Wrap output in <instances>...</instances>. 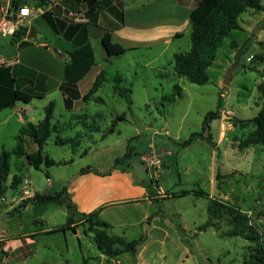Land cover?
I'll return each mask as SVG.
<instances>
[{
    "label": "rangeland",
    "instance_id": "rangeland-1",
    "mask_svg": "<svg viewBox=\"0 0 264 264\" xmlns=\"http://www.w3.org/2000/svg\"><path fill=\"white\" fill-rule=\"evenodd\" d=\"M118 1L112 6L107 0L100 1L103 12L99 21L106 26L110 22L117 25L113 37L126 49L123 53L104 58L100 40H96L99 29L88 24L97 65L77 86L80 94L87 92L98 71L104 70L99 89L82 108L71 112L63 106L58 89L42 97L35 95L30 102L16 99V109L0 111V150L11 151L15 147L19 116L29 117L20 128L28 122L36 123L53 101L52 124L58 126V133L51 132L43 152L55 163L35 168L24 157L11 154L7 185L16 174L21 177L20 183L23 179L29 181L28 188L33 192L68 187L67 196L75 207V201L81 198L92 207L91 212H98V219L110 223L107 233L127 240L145 236V240L134 254L106 256L94 242L93 233L86 231L88 224L79 221L74 232L64 229L35 236L33 254L24 256L18 250L0 264H141L140 259L142 264H242L249 241L241 236L222 235L228 229L225 216L215 221L216 227L198 229L208 218V197L194 191L201 188L208 196L235 205L264 230V145L239 148L238 142L251 126L242 128L227 121L230 116L251 118L260 108L257 85L264 82V11L247 10L241 14L240 28L231 30L223 39L207 69L208 81L199 85L176 75L173 69L174 54L189 49V10L197 0ZM36 2L28 0L32 12L23 23L36 29L37 37L29 40L46 41L52 48L65 45L72 49L71 44L54 35L34 10ZM54 2L52 12L55 10L57 15L66 19L78 16L63 9V5L67 6L64 0ZM261 3L264 5V0ZM46 7L47 4L42 6ZM74 7L85 8L83 4ZM0 8V14L5 10L12 12L9 0H0ZM90 16L96 20L95 15ZM9 38L0 36V54L13 52ZM246 42L247 48L243 49ZM232 65L230 82L225 85L223 80ZM115 75L121 77L120 82ZM8 85L23 89L20 80L12 82L10 77ZM176 85L180 90L175 100H165ZM115 87L129 91L121 96ZM99 98L102 101H97ZM9 99L8 95L6 100ZM218 103L220 116L210 123L212 142L197 138L182 146L192 133L202 130L205 113L215 110ZM95 113L99 114L97 120ZM56 134L73 139L56 143ZM35 147L25 136V151L32 152ZM127 150L128 155L120 159ZM155 158L160 160L157 166L151 164ZM87 167L90 171L81 172ZM217 171L226 174L215 179ZM112 193L127 200L106 204ZM150 193L151 205L144 198ZM20 194V185L7 187L0 198V237L8 240L19 232L43 228L33 223L29 215H44L54 228L65 224L67 210L58 201L34 202L20 218L7 214L5 208ZM81 213L77 208V214ZM146 213L150 218H142ZM78 215L74 217L79 218ZM145 223L151 225L146 234Z\"/></svg>",
    "mask_w": 264,
    "mask_h": 264
},
{
    "label": "trees",
    "instance_id": "trees-1",
    "mask_svg": "<svg viewBox=\"0 0 264 264\" xmlns=\"http://www.w3.org/2000/svg\"><path fill=\"white\" fill-rule=\"evenodd\" d=\"M48 0H38L36 7L43 6ZM72 5L83 4L86 8L85 14L90 19V15H95L102 10L99 0H64ZM12 13H15L19 7L28 5V0H9ZM247 10L256 13L264 11V5L261 0H197L195 5L189 12L190 21V46L184 52L174 54L173 69L174 73L180 77H184L188 82L195 84H205L208 81L207 69L213 64L217 51L220 48L223 39L229 35L231 30L239 29V18L241 14ZM42 17L49 23L57 34L73 43V49L68 52V59L64 63V79L59 84V90L64 96V107L67 110L73 109L76 104L86 101L89 96L96 92L104 81V71H100L90 88L83 95L79 93L78 82L89 72L95 65L94 53L86 33V22H72L65 18L53 16L51 12L45 10L41 13ZM94 20V19H93ZM56 22V23H55ZM58 23V25H57ZM28 27L19 25L12 38L16 41L25 37ZM29 40H23L21 45L28 44ZM101 46L107 50V55H119L126 49L120 44L111 40L110 33L105 31L100 39ZM248 42L245 43L243 49H246ZM232 46L235 43L232 42ZM13 81V78H10ZM117 82L121 81L119 75H115ZM119 95L125 96L129 91L124 87L113 88ZM180 87L175 86L170 96L164 97L165 100L173 102L179 94ZM257 91L261 99L260 108L251 118H238L230 116L227 121L234 126L246 127L251 129L244 134L238 142L239 148L264 145V82L257 85ZM10 99L2 104V107H11L16 99L28 102L31 95L23 91L14 89L9 91ZM80 100V101H79ZM220 103L213 111L205 113L202 121V130L192 133L181 145L186 146L194 139L202 138L208 142H212L210 137V123L217 119L219 115ZM54 110V102L51 101L44 108V115L37 123L28 122L26 126H22L15 136L16 144L11 151L0 150V198L5 194L7 187L16 188L21 177L14 174L10 183L7 185V178L10 172V156L24 157L29 165L40 168L42 164L49 166L55 163L47 154L43 152V146L50 137L51 132L55 130L52 124ZM28 136L36 144V149L32 152H26L24 148V137ZM72 139L59 137L56 143L65 144ZM129 143L127 144V146ZM127 150L120 158L123 159L128 155ZM89 168L81 169V172ZM219 171L215 174V179L221 178ZM181 192L180 194H183ZM195 194L208 197L207 220L200 225L198 229L204 230L207 227L215 226L219 218L225 216L228 222V229L223 232L224 236H241L249 241L246 251L243 253L242 264H264V230H260L251 217L243 212L235 205L217 200L201 188L194 191ZM58 201L64 204L67 210V218L65 224L56 230L71 229L75 231V225L80 221L86 222L87 230L93 233V239L97 247L103 255L118 256L123 252L134 254L139 243L145 240V236L140 239L127 240L123 236L107 233L110 224L97 218V211L89 213L77 214L74 204L67 196L66 188L63 187L59 191L54 192H35L32 196L24 198L7 214H17L28 202H46ZM78 215L79 218H75ZM82 217V218H81ZM85 231V230H84Z\"/></svg>",
    "mask_w": 264,
    "mask_h": 264
},
{
    "label": "crops",
    "instance_id": "crops-1",
    "mask_svg": "<svg viewBox=\"0 0 264 264\" xmlns=\"http://www.w3.org/2000/svg\"><path fill=\"white\" fill-rule=\"evenodd\" d=\"M99 1H101V0H99ZM117 1L118 0H107V3H109V6L110 5L112 6L115 3H117ZM46 4L48 7L44 8V9L42 8V6L35 7L34 10L37 11L38 15H41V13L43 11L48 10L49 12H51V14L53 16H57L59 18H64L63 15H59V14L57 15L55 13V10H54V12H52V9H53L52 6L55 5L54 0H48L46 2ZM66 5L67 6L63 5L62 7H63V9L67 10L69 15L70 14H77L78 15L75 18L67 19V22L72 21V22H86L87 23L86 24V33H87V37H88L89 42H90V40H89L90 30H89V26H88L89 23L94 25L95 27H97L99 29V33L96 37V40H100L102 35L104 34V32L108 31L110 33L111 40L116 42L114 40L113 33L117 30V28H116L117 25L116 24L111 25L112 22H110V25L106 26L107 24L105 25L99 21L100 16L102 15L100 13L103 12V7H102L101 11H99L95 14L96 20L95 19L91 20L85 14L86 8H75L74 5H72L71 3H67ZM193 6L194 5H192L190 7V10ZM1 9L2 8H0V10ZM190 10H189V12H190ZM24 20L21 23V25H25V24H23ZM45 22L49 25V23L46 20H45ZM57 25H58V23H57ZM49 27H50L51 31L54 33V35H56L58 38H62L63 40L67 41L69 44H71L72 49H73V43L71 41H69V40L63 38L62 36H60L59 34H57L55 32V30L50 25H49ZM174 33H176V31H174ZM0 36L6 37V36H2L1 34H0ZM35 37H37V34ZM9 39H10L11 46L13 48V52L11 54H8V55L0 54V111L4 110L6 108H11L12 110L16 109V103L17 102H15L14 105L11 107H2V104L7 101L6 99H7V96L9 95L10 90L17 89V90L23 91L25 93H28L32 96L31 99L35 95L42 97L45 94L50 93L51 91H53L55 89L59 90V88H58L59 84L64 79V63L68 59V52L72 50V49H68L65 45L63 47L52 48L50 45L47 44L46 41L37 40L36 42H33V41H30L26 36L22 37L21 39L16 40V41L12 38V36H10ZM23 40H29L28 44L21 45L20 42H22ZM90 44L92 46L93 53H94V59H95V65L94 66H96L97 60L95 57V47H94L93 43L90 42ZM0 47H1V42H0ZM104 58H105V56H104ZM100 71H104V70H100ZM100 71H98V73ZM8 77L13 78L12 82H16L17 80H20L21 84L23 85V87H22L23 89H18L15 87L9 88ZM83 94L84 93L81 92V95H83ZM31 99H30V101H31ZM30 101H28V102H30ZM97 101H102V99L99 98V99H97ZM62 102H63V106H64L63 94H62ZM86 102L87 101H81V102H79V104H76L73 109H70V110L66 109V110L68 112H71L75 109H80L85 105ZM54 107H55V103H54ZM98 115H99L98 113L94 114V117H96L94 120L98 119ZM26 119H29V117L19 116L17 118V122H18L17 126H19L18 130H19L21 124H23V122ZM53 125L55 126V130L57 131L58 126L56 124H53ZM97 129H98V127H94V130H97ZM57 133H58V131H57ZM221 133L223 134L222 131L220 132V134ZM222 134H221V137H222ZM57 136H59V135H57ZM70 139H73V138H70ZM35 149H36V147H35ZM63 163H64V161H63ZM88 170L90 171V169H88ZM219 173L220 174L221 173L226 174L225 172H221V171ZM19 185H20V190H21V187H22L21 183ZM67 191H69L68 187L66 188V192ZM33 193H35V192H33ZM24 198H27V197L19 196L17 199L13 200L10 203V205L5 208V211L7 213L9 211H11ZM108 198H111V199L109 201H107L106 204H111V205H113L114 203H119L121 201L127 200V198L120 197L119 195H115L113 193L111 195H109ZM144 198L147 200V203L149 205H151V203L153 201L151 193L148 194L147 196L145 195ZM75 202L77 204L76 207L82 213L91 212L92 207H89L88 205H86V203L84 201H81V198ZM31 204H32V202H28L17 213V215H18L17 218H20L22 216V214H24V212L29 209V206ZM77 208H76V210H77ZM29 216H30L31 221H33V223L40 224L43 228L34 229V230H31L28 232H19V233H17L16 237H12V239H8V240L0 237V246H1L2 251H3V255L0 256V262L1 263L5 262L6 256H8L10 253L16 252L18 250H21V254L24 256H26L27 254H30V253L33 254L35 247H36L35 236H37L41 233L51 232L54 229L58 228V227L54 228V227L50 226L48 224V221L45 219L44 215H42V214L35 215V216L29 215ZM150 216L151 215H149V213H146L143 215L142 218L148 219V218H150ZM107 223H109V222H107ZM148 226H151V225H148ZM146 231H147V229H146ZM164 232H165V234L167 233L166 230ZM139 244H141V243H139ZM136 252H137V247H136ZM139 261L141 262V264L143 263L141 261V259Z\"/></svg>",
    "mask_w": 264,
    "mask_h": 264
},
{
    "label": "built area",
    "instance_id": "built-area-1",
    "mask_svg": "<svg viewBox=\"0 0 264 264\" xmlns=\"http://www.w3.org/2000/svg\"><path fill=\"white\" fill-rule=\"evenodd\" d=\"M25 9L27 11H25ZM2 11V10H1ZM32 12V8L28 5H23L18 8L15 13H10L8 10H5L0 14V34L2 36H12L16 30V28L23 22V20L29 16ZM160 163V160L155 158L151 161V164L157 166ZM21 194L20 196L30 197L34 193L31 188L28 186L29 181L27 179H23L21 183Z\"/></svg>",
    "mask_w": 264,
    "mask_h": 264
},
{
    "label": "water",
    "instance_id": "water-1",
    "mask_svg": "<svg viewBox=\"0 0 264 264\" xmlns=\"http://www.w3.org/2000/svg\"><path fill=\"white\" fill-rule=\"evenodd\" d=\"M35 36H36V29L33 28V27H29L28 32L26 34V37L28 39H31V38H35ZM106 55H107V50L105 48H103V56H106ZM233 68H234V65H232L230 68H228V70L226 72L225 78L223 80V83L225 85H228L229 82H230ZM223 115L226 116V117H229L227 114H223ZM148 225H149L148 223H145L144 226H143V230H144L145 234H146V229H147Z\"/></svg>",
    "mask_w": 264,
    "mask_h": 264
},
{
    "label": "snow or ice",
    "instance_id": "snow-or-ice-1",
    "mask_svg": "<svg viewBox=\"0 0 264 264\" xmlns=\"http://www.w3.org/2000/svg\"><path fill=\"white\" fill-rule=\"evenodd\" d=\"M25 11H27V10L25 9Z\"/></svg>",
    "mask_w": 264,
    "mask_h": 264
}]
</instances>
